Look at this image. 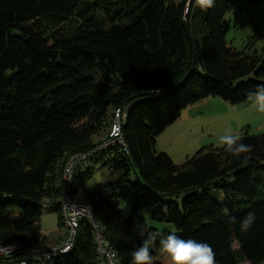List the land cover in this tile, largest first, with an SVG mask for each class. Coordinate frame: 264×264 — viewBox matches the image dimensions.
Masks as SVG:
<instances>
[{"label": "trees", "instance_id": "16d2710c", "mask_svg": "<svg viewBox=\"0 0 264 264\" xmlns=\"http://www.w3.org/2000/svg\"><path fill=\"white\" fill-rule=\"evenodd\" d=\"M187 2L0 0V246L47 241L40 219L44 207L60 214L68 160L94 150L100 127L122 109L126 150L102 155L111 156L118 193L80 199L120 264H131L141 231L157 237L152 264H170L144 211L182 238L209 244L216 264H264V132L241 138L253 145L247 162L223 146L178 166L157 150L188 107L211 97L245 104L264 83V57L227 42L232 26L256 24L261 0H214L211 8L198 0L185 22ZM199 16V36L190 43L189 22ZM249 213L255 222L242 231ZM49 264H97L91 226L82 224L73 252Z\"/></svg>", "mask_w": 264, "mask_h": 264}, {"label": "rangeland", "instance_id": "374dc122", "mask_svg": "<svg viewBox=\"0 0 264 264\" xmlns=\"http://www.w3.org/2000/svg\"><path fill=\"white\" fill-rule=\"evenodd\" d=\"M199 18L200 16L189 22L187 36L190 43H193L199 36L197 32L200 31ZM228 19L232 21V15H229ZM74 26V23H69L66 27L73 33ZM227 42L239 52L246 51L264 57V0H261L257 6L256 24L247 30H236L232 26L227 35ZM112 123V118L109 117L100 127V131L93 140L95 144L108 135ZM226 128H231L241 138L247 133L260 135L264 132V114L258 113L250 102L232 105L221 98H208L183 111L181 118L158 138L157 150L167 154L176 165L180 166L202 149L223 147L224 145L219 142V136ZM110 159L109 153L104 158L102 154H98L78 165V171H80L76 183L78 197H75L79 201L84 197L87 199L89 194L100 190H103V195L108 199H113L118 193L117 177L107 165ZM89 171H91L90 176L88 175ZM130 179L133 182L138 181L134 173ZM121 208L128 213L124 203H121ZM141 215L147 225L158 229L160 234L176 232L173 227L154 221L148 211L142 212ZM60 219L61 216L58 212L52 211L49 207L43 208L40 233L49 244H58L64 240L65 228ZM238 248L236 244L234 250H238ZM0 264L9 263L0 260Z\"/></svg>", "mask_w": 264, "mask_h": 264}, {"label": "built area", "instance_id": "2783aa9c", "mask_svg": "<svg viewBox=\"0 0 264 264\" xmlns=\"http://www.w3.org/2000/svg\"><path fill=\"white\" fill-rule=\"evenodd\" d=\"M198 0H188L185 11V22L191 18V12ZM127 110L118 109L113 117L112 128L108 135L88 153H78L70 157L64 171L63 182L65 189L59 200L60 214L65 228L64 240L58 244L39 241L29 245L0 246V257L10 259L11 264H49L57 259L70 255L76 245L82 224H89L93 230L96 245L97 264H120L117 253L104 236L99 222L95 218L92 207L78 200L73 195L75 176L78 165L88 161L98 154H104L115 148H124L123 127L127 119Z\"/></svg>", "mask_w": 264, "mask_h": 264}, {"label": "clouds", "instance_id": "9594fccd", "mask_svg": "<svg viewBox=\"0 0 264 264\" xmlns=\"http://www.w3.org/2000/svg\"><path fill=\"white\" fill-rule=\"evenodd\" d=\"M205 8H211L214 0H203ZM248 99L255 110L264 114V83L256 85L255 91L247 93ZM220 144L225 146V151L232 158L240 162H247L253 153V145L242 142L241 136L234 133L231 128H226L219 136ZM227 214V209H225ZM255 214L249 213L241 221V230L247 231L255 222ZM144 237L140 246L132 252L131 264H152L151 245L157 237L145 231L140 232ZM159 250L166 254L170 264H216L215 253L212 247L195 239H184L175 232L161 234L159 237Z\"/></svg>", "mask_w": 264, "mask_h": 264}, {"label": "crops", "instance_id": "0c3cea01", "mask_svg": "<svg viewBox=\"0 0 264 264\" xmlns=\"http://www.w3.org/2000/svg\"><path fill=\"white\" fill-rule=\"evenodd\" d=\"M157 146H158V142H157ZM160 152V151H159Z\"/></svg>", "mask_w": 264, "mask_h": 264}]
</instances>
